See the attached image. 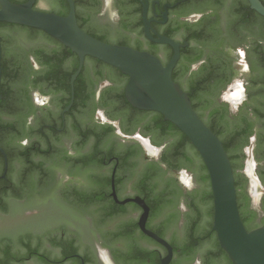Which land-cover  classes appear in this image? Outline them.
I'll use <instances>...</instances> for the list:
<instances>
[{"label":"flooded vegetation","instance_id":"1","mask_svg":"<svg viewBox=\"0 0 264 264\" xmlns=\"http://www.w3.org/2000/svg\"><path fill=\"white\" fill-rule=\"evenodd\" d=\"M229 1L214 14L209 0H73L79 26L101 41L148 51L165 66L174 49L155 40L180 44L173 79L206 122L214 126L210 115L219 114L223 137L238 155V199L262 226L264 17L252 9L234 13V0L225 14ZM35 9L67 16L70 3L36 0ZM4 29L11 28H0L3 40ZM31 29H16L41 39L12 46L16 58L7 59L20 64L17 89L11 108H0L1 124L10 126L0 130L6 153L0 151V264H161L168 251L140 227L143 208L121 203L136 198L150 209L146 229L173 247L170 264H229L211 253L221 251L209 216L196 234L194 255L179 263L174 241L187 238L195 214L190 204L200 188L171 153L173 130L165 135L153 121L156 112L133 108L125 96L129 78L91 57L71 105L72 96L47 78L58 59L45 62L62 56L65 46ZM75 62L67 58L65 71ZM149 176L155 198L165 188L170 193L160 213L144 197Z\"/></svg>","mask_w":264,"mask_h":264},{"label":"water","instance_id":"2","mask_svg":"<svg viewBox=\"0 0 264 264\" xmlns=\"http://www.w3.org/2000/svg\"><path fill=\"white\" fill-rule=\"evenodd\" d=\"M68 1L69 15L60 16L35 9L36 0H28L25 3L0 0V25L7 23L41 30L77 55L79 67L70 82L71 105L75 98V83L83 71L87 57L112 66L127 76L129 80L125 88V96L128 103L135 109L161 114L166 122L174 124L184 133L200 154L211 182L214 204L213 231L217 234L220 247L228 255L231 263L264 264V226L248 231L242 221L234 168L224 143L200 118L189 94L173 79V70L180 59V44L166 37L155 40L157 43L168 44L174 49V56L165 66L159 57L148 51L110 44L85 32L78 24L73 0ZM231 2L232 0L223 10L225 14L230 13ZM248 2L253 11L264 17V4L261 0H248ZM147 32L151 37L148 29ZM3 35L5 55L8 58L13 56L14 44L41 39L39 36L35 37L26 31L16 29H4ZM2 60L3 46L0 38V98ZM0 151L6 156L1 147ZM189 177L193 186H199L196 174ZM113 195L116 196L115 193ZM127 202L138 203L143 208L144 213L139 225L147 236L167 249L168 254L161 260V264H170L173 259V247L166 240L146 229L149 206L140 198L121 203Z\"/></svg>","mask_w":264,"mask_h":264},{"label":"trees","instance_id":"3","mask_svg":"<svg viewBox=\"0 0 264 264\" xmlns=\"http://www.w3.org/2000/svg\"><path fill=\"white\" fill-rule=\"evenodd\" d=\"M264 4V0H261ZM13 2V1H12ZM17 3V2H14ZM225 0H209L208 7L216 14V12L220 9H223L225 7ZM234 13L235 12H242L244 10H251L250 4L248 3V0H234L233 6L231 8ZM215 25V24H213ZM1 27L11 28V29H24L26 31H34L33 29L29 27H21V26H13L9 25L7 23H2L0 25ZM1 42L4 46L5 51V41L1 37ZM64 46V45H63ZM65 48V53L62 56H55V57H46L45 62L48 64L52 63V60L58 59V63L55 64V66L52 68V70L48 73V80L55 84V87L57 90L64 92L65 94L69 95L68 100L71 99V77L74 72L77 71L79 67V59L77 55H75L70 49ZM16 58V55L13 56V58ZM74 57L76 58L75 67L72 72L65 71V68L63 66L64 61L69 58ZM20 64H12L6 57L4 56V60L2 63V70H3V76H2V87H1V97L0 98V108L3 109H10L11 108V100L14 96V92L17 89L16 88V82L19 77V70ZM79 79L76 82V89H79ZM84 89V87H81ZM194 109L200 116V118L205 122V124L224 142V147L229 155V158L231 160L233 168L236 167V163L238 161V155L235 151L231 149L232 146V140H225L223 135L225 134V129L222 127V124L218 123L216 118H219V114L212 113L210 115L209 120L214 123V126L210 125L209 122H206L203 119V115L201 112L197 110L195 105H193ZM156 117L153 120L156 124L157 128L161 129L162 132L167 135L169 130H173V135L176 138L175 145L172 147L171 153H173L175 156H179L181 160H184L187 167L192 170L196 174V178L199 183L200 190L198 193L195 194V197L192 200V203L190 204V208L193 209L195 212L194 216L192 217L190 221V228L188 231L187 238L180 242V241H174L175 249L177 250V253L179 255V263L183 258H192L194 255V240L196 239V234L200 231V225L202 220L205 218V216H209L210 218H213L214 215V208H213V194L211 189V182L210 177L208 174V170L200 156V154L197 152L195 147L191 144L189 139L180 131L174 124L168 122V126L166 125V121L164 117L159 114L155 113ZM169 127V128H168ZM10 128L9 125L1 124L0 122V130L8 129ZM172 135V136H173ZM190 145V147H189ZM151 177H148V191L145 193L144 197L146 198L147 202L155 209L157 213H160L167 204L170 203V200L168 198L169 191L165 188L162 192L158 193V196L155 198L154 193L156 192V186L155 184H152ZM236 188H237V197H238V188H239V181L236 180ZM238 205L240 210V215L242 218V221L247 228L248 231H252L258 227H261V225L257 224V218L256 215L251 212V210L244 205L239 199H238ZM211 226V223H210ZM264 226V225H262ZM217 247L221 252H216V250H212V255L216 258H218V255H223L225 257V260L232 264L230 259L228 258V255L221 249L220 244L217 243Z\"/></svg>","mask_w":264,"mask_h":264}]
</instances>
